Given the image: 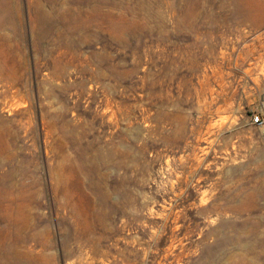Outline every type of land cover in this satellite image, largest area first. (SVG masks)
<instances>
[{"label": "rangeland", "instance_id": "374dc122", "mask_svg": "<svg viewBox=\"0 0 264 264\" xmlns=\"http://www.w3.org/2000/svg\"><path fill=\"white\" fill-rule=\"evenodd\" d=\"M264 0H0V264H264Z\"/></svg>", "mask_w": 264, "mask_h": 264}, {"label": "built area", "instance_id": "2783aa9c", "mask_svg": "<svg viewBox=\"0 0 264 264\" xmlns=\"http://www.w3.org/2000/svg\"><path fill=\"white\" fill-rule=\"evenodd\" d=\"M263 120H264V118L259 114H254V115H252V118H251V121L254 124H261V123H263ZM263 135H264V132H263Z\"/></svg>", "mask_w": 264, "mask_h": 264}]
</instances>
